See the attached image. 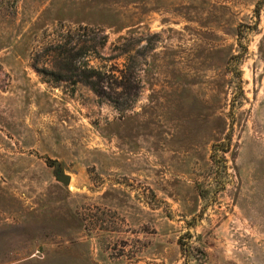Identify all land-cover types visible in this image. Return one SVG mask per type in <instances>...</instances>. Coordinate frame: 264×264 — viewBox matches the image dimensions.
<instances>
[{
    "label": "rangeland",
    "instance_id": "374dc122",
    "mask_svg": "<svg viewBox=\"0 0 264 264\" xmlns=\"http://www.w3.org/2000/svg\"><path fill=\"white\" fill-rule=\"evenodd\" d=\"M0 264H264V0H0Z\"/></svg>",
    "mask_w": 264,
    "mask_h": 264
},
{
    "label": "water",
    "instance_id": "95a60500",
    "mask_svg": "<svg viewBox=\"0 0 264 264\" xmlns=\"http://www.w3.org/2000/svg\"><path fill=\"white\" fill-rule=\"evenodd\" d=\"M55 173L58 176L59 180L68 184L71 181L70 175L66 174L63 170H60L59 163H55Z\"/></svg>",
    "mask_w": 264,
    "mask_h": 264
}]
</instances>
